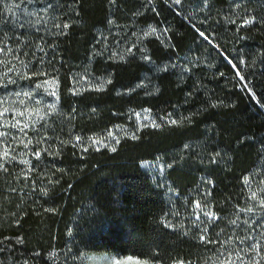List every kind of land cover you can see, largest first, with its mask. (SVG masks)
Listing matches in <instances>:
<instances>
[{"label":"trees","instance_id":"obj_1","mask_svg":"<svg viewBox=\"0 0 264 264\" xmlns=\"http://www.w3.org/2000/svg\"><path fill=\"white\" fill-rule=\"evenodd\" d=\"M18 1L0 84L56 98L0 111V264H264V0Z\"/></svg>","mask_w":264,"mask_h":264},{"label":"rangeland","instance_id":"obj_2","mask_svg":"<svg viewBox=\"0 0 264 264\" xmlns=\"http://www.w3.org/2000/svg\"><path fill=\"white\" fill-rule=\"evenodd\" d=\"M9 19H17L18 16L30 19L31 22L42 23L48 12L46 2L40 0H20L17 3L8 2L5 8ZM3 33V32H2ZM0 30V46L3 44ZM25 61L23 55L18 51L6 46L0 50V70L10 71L13 67ZM0 84V111L4 116L17 115L19 118H27L34 113L35 107L31 102L39 98L44 102H51L56 98V81L46 75L38 76L33 82L14 81L13 77H4ZM27 90V89H31ZM7 100H4V99ZM144 112H139L142 115ZM34 115V114H33ZM0 124V129L2 128ZM144 167H149L151 163H143ZM116 261L126 262V264H153L151 262L131 257L101 256L89 259V264H115ZM8 264H23L21 262H10Z\"/></svg>","mask_w":264,"mask_h":264},{"label":"snow or ice","instance_id":"obj_3","mask_svg":"<svg viewBox=\"0 0 264 264\" xmlns=\"http://www.w3.org/2000/svg\"><path fill=\"white\" fill-rule=\"evenodd\" d=\"M180 2H181V0H175V3H176V4H179ZM252 22H253L252 20H250V19H246V20L244 21V24L241 25V26H244V25H247V24H251ZM64 27L67 28L68 25L65 24ZM153 31H154V29H153ZM201 35H203V33H201ZM237 75L239 76L240 73L237 72ZM173 123H175V121H173ZM0 135H2V134H0ZM7 155H8V153L5 151L2 155H0V159H3V158H5V157H7ZM37 155H39V154L37 153ZM0 167H3V165L0 164ZM245 183H248L247 179L245 180ZM252 198L255 199V194H253V197H252ZM196 207L199 208L200 205L197 204ZM261 207H264V202L261 203ZM248 211H252V209H248ZM206 215H208L210 218H215V217L213 216L212 213H206ZM197 219H199V217H197ZM203 239H204V236H201V240H203ZM115 264H126V262L116 261ZM228 264H234V262L231 261V260H229V261H228Z\"/></svg>","mask_w":264,"mask_h":264}]
</instances>
